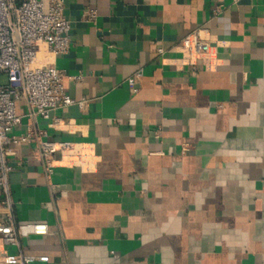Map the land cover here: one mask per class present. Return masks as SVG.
<instances>
[{"label":"crops","instance_id":"0c3cea01","mask_svg":"<svg viewBox=\"0 0 264 264\" xmlns=\"http://www.w3.org/2000/svg\"><path fill=\"white\" fill-rule=\"evenodd\" d=\"M62 1L68 49L41 45L37 57L68 75L74 102L53 112L58 124L34 123L73 146L55 154L50 175L35 141L13 146L14 220L49 233L19 246L0 237V256L264 264V0ZM29 122L11 133L26 134Z\"/></svg>","mask_w":264,"mask_h":264},{"label":"built area","instance_id":"2783aa9c","mask_svg":"<svg viewBox=\"0 0 264 264\" xmlns=\"http://www.w3.org/2000/svg\"><path fill=\"white\" fill-rule=\"evenodd\" d=\"M62 0H0V193L3 217L0 221V237L6 245L19 246L20 237L30 234H47L46 223L15 222L13 200L9 185L12 166L8 155L13 146L21 141H35L47 175L55 163V154L61 155L72 149L69 141H55L44 138L47 129L39 131L34 123L36 117L50 120L56 125L60 118L53 112L74 101L63 88V80L68 76L53 64L38 63L41 45L53 55L63 53L70 43V21L63 15ZM96 11L90 9L87 20L93 21ZM188 48L200 49V41L189 43ZM142 75V69L135 70L126 82L130 88ZM80 79V76H73ZM24 102L26 112L21 114L17 107ZM23 116L30 122L27 132L17 136L12 129ZM46 255L26 254L18 249L16 254H3L0 264H30L35 261L46 262Z\"/></svg>","mask_w":264,"mask_h":264}]
</instances>
